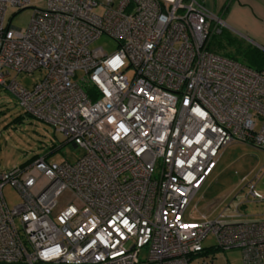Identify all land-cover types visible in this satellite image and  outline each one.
<instances>
[{"label":"built area","instance_id":"obj_1","mask_svg":"<svg viewBox=\"0 0 264 264\" xmlns=\"http://www.w3.org/2000/svg\"><path fill=\"white\" fill-rule=\"evenodd\" d=\"M8 6L33 8L25 28ZM223 24L198 0H0V87L81 150L0 170V264H189L208 246L264 264V219H183L226 145L264 149V69L207 48ZM102 34L113 52L90 48Z\"/></svg>","mask_w":264,"mask_h":264},{"label":"rangeland","instance_id":"obj_2","mask_svg":"<svg viewBox=\"0 0 264 264\" xmlns=\"http://www.w3.org/2000/svg\"><path fill=\"white\" fill-rule=\"evenodd\" d=\"M31 5L43 6L44 0H31ZM101 9L102 6H98L95 11L99 12ZM32 11L33 8L30 6L20 10L8 6L4 14V24L9 21L11 26L25 28ZM224 28L223 24L221 29ZM224 30L230 38H236L242 45L249 44L240 32L232 29L228 31L227 28ZM225 44L227 50L234 51L232 43L225 41ZM94 47H101L106 53H111L117 48V43L111 37L102 34L91 42L90 48ZM126 74L131 77L130 67L126 69ZM11 75H14L13 72ZM38 75L39 72L34 71L32 74H17L15 78L21 85L30 87ZM259 126L260 120L256 119V128ZM80 154V148L71 147L65 142L61 132L47 122L24 112L15 97L0 87V170L25 164L37 157H45L46 161L55 163L72 162ZM255 176L258 177L255 189L264 194V149L249 142L229 143L222 149L201 189L187 205L183 219L195 220L200 214L215 218L221 213L227 221L264 219V199L256 200L249 196L246 186V182L249 179L255 180ZM1 192L8 207L21 200L20 193L9 184L3 185ZM193 205H196V209L191 212ZM202 243L212 244L213 237L207 236ZM202 262L242 264L241 251L238 247L214 249L207 254L192 256L189 264Z\"/></svg>","mask_w":264,"mask_h":264},{"label":"crops","instance_id":"obj_3","mask_svg":"<svg viewBox=\"0 0 264 264\" xmlns=\"http://www.w3.org/2000/svg\"><path fill=\"white\" fill-rule=\"evenodd\" d=\"M198 1L202 2L220 17V19L224 22V29L227 28L228 31L229 29H232L240 32L243 36H245L249 44H252L260 48L261 50H264V0ZM243 180H245L244 177ZM203 183L201 184V186L203 185ZM201 186L199 190L201 189ZM196 193L194 194V196L196 195ZM193 206H195L196 209V205Z\"/></svg>","mask_w":264,"mask_h":264},{"label":"trees","instance_id":"obj_4","mask_svg":"<svg viewBox=\"0 0 264 264\" xmlns=\"http://www.w3.org/2000/svg\"><path fill=\"white\" fill-rule=\"evenodd\" d=\"M228 35L229 34H227V32L224 29H221V31L218 34H211L207 42V48L210 51L227 56L231 59H235L256 70L264 69V50H261L260 48L252 44L242 45L241 42H239L236 38L235 39L230 38ZM232 40L234 42H232ZM225 41L226 43L228 42L229 44L232 43V45L234 46V51L231 52L227 50V48L225 47L226 45ZM208 247H205L203 251L199 252L198 254H207L211 250L218 249L215 247H209V248Z\"/></svg>","mask_w":264,"mask_h":264},{"label":"water","instance_id":"obj_5","mask_svg":"<svg viewBox=\"0 0 264 264\" xmlns=\"http://www.w3.org/2000/svg\"><path fill=\"white\" fill-rule=\"evenodd\" d=\"M71 147H74V146H71Z\"/></svg>","mask_w":264,"mask_h":264}]
</instances>
